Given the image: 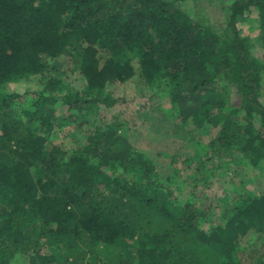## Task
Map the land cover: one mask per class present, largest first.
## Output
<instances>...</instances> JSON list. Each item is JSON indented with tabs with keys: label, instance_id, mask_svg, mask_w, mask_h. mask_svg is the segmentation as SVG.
Instances as JSON below:
<instances>
[{
	"label": "trees",
	"instance_id": "16d2710c",
	"mask_svg": "<svg viewBox=\"0 0 264 264\" xmlns=\"http://www.w3.org/2000/svg\"><path fill=\"white\" fill-rule=\"evenodd\" d=\"M185 1L0 0V264H264V0L218 29ZM135 74L177 118L168 159L101 114Z\"/></svg>",
	"mask_w": 264,
	"mask_h": 264
},
{
	"label": "rangeland",
	"instance_id": "374dc122",
	"mask_svg": "<svg viewBox=\"0 0 264 264\" xmlns=\"http://www.w3.org/2000/svg\"><path fill=\"white\" fill-rule=\"evenodd\" d=\"M228 0H186L184 10L189 12L195 21H200L214 28H221L225 23V11ZM256 15L238 19V30L243 37H251L257 43L258 30ZM257 50H260L258 48ZM101 58L106 54L100 52ZM137 66V64H136ZM140 74H135L132 78L108 86V91L117 98L114 107L101 110V114L106 123H112L111 128L117 129L119 124L127 127V139L142 153L151 157L168 159V156L175 151V143L171 135L177 118L171 117L159 111V98L151 95L148 87ZM84 83L79 81L75 87L81 89ZM41 87L40 77L33 76L27 80L10 83L7 92H24L27 89L38 90ZM161 103H168L165 99ZM111 129V130H112ZM87 136L81 130H77L73 125H66L57 130L52 136L51 141L70 151L77 150L82 144L87 143ZM119 147L120 144H117ZM140 168L139 166H137Z\"/></svg>",
	"mask_w": 264,
	"mask_h": 264
}]
</instances>
